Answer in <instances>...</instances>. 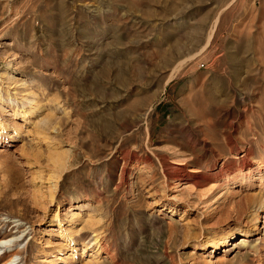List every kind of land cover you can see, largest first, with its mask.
<instances>
[{
    "label": "rangeland",
    "instance_id": "374dc122",
    "mask_svg": "<svg viewBox=\"0 0 264 264\" xmlns=\"http://www.w3.org/2000/svg\"><path fill=\"white\" fill-rule=\"evenodd\" d=\"M259 197L264 0H0V238L18 264H87L100 232L101 264H264V205L230 237Z\"/></svg>",
    "mask_w": 264,
    "mask_h": 264
},
{
    "label": "bare ground",
    "instance_id": "6f19581e",
    "mask_svg": "<svg viewBox=\"0 0 264 264\" xmlns=\"http://www.w3.org/2000/svg\"><path fill=\"white\" fill-rule=\"evenodd\" d=\"M213 33V32H212ZM7 75H9V73L7 72ZM3 76V75H2ZM37 108H39V105H38V103H37V101H36V103L34 104V107H32V108H26V109H24L21 113H18L17 111L16 112H14V114L15 115H18V114H20L21 115V118H23V120H24V122H26L27 123V121H29V118H30V116H32L33 115V113H34V111L37 109ZM148 139H149V142H150V130H149V132H148ZM49 144V143H48ZM148 146H149V144H148ZM26 153V151H24V153H22V156L24 155ZM155 153V152H154ZM129 154L130 153H128V155H126L125 154V157L126 156H129ZM26 155V154H25ZM26 156H28V154L26 155ZM159 159H161V158H159ZM130 159L128 158V160L126 161V167H127V165L130 163V161H129ZM162 160V159H161ZM164 160V159H163ZM138 162V161H137ZM146 162H148V159H145V163ZM182 165V164H181ZM69 166H67V164L65 163L64 165H63V167L61 168V170L58 172V174L57 175H55V180L49 185V186H47V188H46V190L44 191L45 193H46V196H48V198H50V201L51 202H53L54 201V199H55V197H56V193H58L57 191H58V189H59V186H60V180L62 179V177H64L63 176V174H64V171L68 168ZM125 167V166H124ZM123 167V174H125V172H126V167L124 168ZM176 171H178V172H182V173H184V175L186 174L185 172V169L183 168V167H177L176 168ZM193 171V170H192ZM122 174V175H123ZM123 177H124V175H123ZM186 177H190L189 175H188V173L186 174ZM192 177V176H191ZM54 179V178H53ZM190 179V178H189ZM41 184H40V186H38L39 187V190L41 191V186H42V182H40ZM41 192H43V190L41 191ZM45 193H44V195H43V197L44 198H47V197H45ZM264 199V198H263ZM262 199H260V197H259V199H258V202H260V203H257V204H255V208H256V210H255V212H256V217L253 219V221H254V223H252V225H251V227L249 228V229H246V230H244V229H239L238 231H235V232H233L232 231V234H231V236L230 237H232V238H234V237H236V235L237 234H246V235H248L249 233H252L253 231H255V230H257V225H259V224H257V222H258V220H259V211L261 210V208H263V201H261ZM55 216H57V213H55ZM61 221V220H60ZM259 223V222H258ZM71 226V225H70ZM58 228H62V226H61V222H58ZM259 230V229H258ZM261 230V229H260ZM60 231V230H59ZM78 231H80V230H78ZM101 231V230H100ZM93 232H94V229H93ZM74 233H75V230H71V228L70 227H65L63 230H61L60 231V235L62 236V239H64V240H74L73 238H74ZM103 238L104 237H102V235H101V232L100 233H97L96 234V236H95V239H94V243H96L95 245H97V250L98 251H96V254H94V255H92L91 254V259H90V261L87 263V264H101L100 263V261H99V259H97L98 258V256L100 255V251L99 250H101V248L103 249L104 248V245H103ZM223 238V237H222ZM75 239H76V237H75ZM224 240H225V238H224ZM74 241H76V240H74ZM207 241V240H206ZM16 240L14 239V238H10V239H6L5 237H3V238H0V258H3V257H6V258H8L7 259V261H5L3 264H18V262H16V259H17V256L20 254L19 252V250H17V251H14V246L16 245ZM72 242V241H71ZM222 242V241H221ZM69 244V243H68ZM75 244L77 245V243H73V244H69V246L71 245V246H75ZM83 247H84V250H86L85 248L86 247H89V244H87V243H83V245H82ZM213 247H218V243H217V241H215L214 240V243H213ZM14 248V249H13ZM106 248V247H105ZM13 251V252H12Z\"/></svg>",
    "mask_w": 264,
    "mask_h": 264
}]
</instances>
